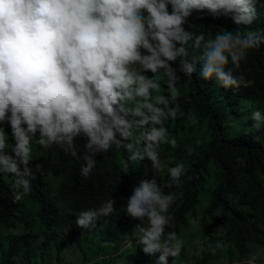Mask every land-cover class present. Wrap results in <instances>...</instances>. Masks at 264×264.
Returning a JSON list of instances; mask_svg holds the SVG:
<instances>
[{"label": "clouds", "instance_id": "9594fccd", "mask_svg": "<svg viewBox=\"0 0 264 264\" xmlns=\"http://www.w3.org/2000/svg\"><path fill=\"white\" fill-rule=\"evenodd\" d=\"M255 4L0 0V176L14 177V200L28 195L34 166L44 157L33 160L34 145H55L81 160L84 178L93 172V157L113 147L124 149L131 161L147 158L152 173L163 170L160 146L177 143L165 124L185 115L177 104V68L190 78L199 62L204 80L214 79L225 89L249 87L253 81L236 70L249 50L264 43V29L250 27L243 32L222 27L206 39L204 33L185 29L187 18L193 10H207L214 18L229 17L237 26H251ZM250 118L254 123L249 131L264 127V107L253 110ZM78 138H84V152L79 154ZM186 151L191 154L194 148L190 145ZM184 172L183 163L168 167L167 186L179 184ZM144 175L132 187L124 213L140 221H131L136 224L135 244L150 256L158 253L155 264H168L184 245L174 232L165 233L170 224L165 213L173 197L162 191L154 175L148 177V169ZM113 203L111 199L98 209L81 210L76 225L95 228L97 220L113 212ZM224 246L217 241L212 250Z\"/></svg>", "mask_w": 264, "mask_h": 264}, {"label": "trees", "instance_id": "16d2710c", "mask_svg": "<svg viewBox=\"0 0 264 264\" xmlns=\"http://www.w3.org/2000/svg\"><path fill=\"white\" fill-rule=\"evenodd\" d=\"M255 11L256 19L251 26H237L229 17L214 18L207 10H193L184 27L197 34L204 33L206 39L222 27L230 32L238 27L241 32L246 27L264 29V0H256ZM186 47L190 55L194 54L191 42ZM173 67L177 66L173 64ZM200 67L196 62V71L190 78L184 77L177 68L180 77L176 84L180 89L177 104L185 115L165 124L169 135L177 138L188 119L194 116L211 136L202 157L184 165L179 184L167 186V168L175 165L167 152L160 156L165 165L163 170L152 173L147 158L131 161L124 149L113 147L93 157L96 165L89 177L84 178L80 175L82 161L54 145L49 155L36 162L34 169L39 167L40 171L32 172L28 197L14 200L18 190L13 189L8 176H0V224L9 229L23 228L26 232L22 236L1 238L0 264H20L19 259L25 264H34L38 256L45 264L52 250L57 252L56 264H66L62 253L67 241L74 244L66 245L69 252L78 248L76 256L67 254L77 264L121 257L127 236L124 225L140 222L127 216L123 207L132 187L145 178L147 169L148 177L154 175L162 191L175 198L165 213L170 217L165 233L179 234L188 225L190 216L192 219L196 215L195 209L205 193L207 206L199 218L200 226L207 229L210 221L213 228L224 234L221 239L227 243L215 251L212 250L215 245L204 250L194 244L183 245L180 256L169 257L168 264H208L215 258L226 257L230 264H247L251 258L250 247H264V127L249 131L254 123L251 112L264 107V43L258 49L249 50L247 59L236 70V74L243 73L253 81L249 87L225 89L214 79L200 77ZM76 151L84 152V138L76 140ZM209 166L215 169L212 175ZM48 177L60 181L55 195L46 180ZM208 177L213 179V185L206 190ZM111 199L115 208L105 217L104 229L84 236L88 229L76 225V216L84 209H98ZM132 246L137 252L134 264H155L158 253L145 254L135 241Z\"/></svg>", "mask_w": 264, "mask_h": 264}, {"label": "rangeland", "instance_id": "374dc122", "mask_svg": "<svg viewBox=\"0 0 264 264\" xmlns=\"http://www.w3.org/2000/svg\"><path fill=\"white\" fill-rule=\"evenodd\" d=\"M213 36L214 35H212L211 37ZM178 90L180 93V89ZM161 91L163 92V88L161 89ZM192 120H194L195 123H192ZM210 139H211V136L208 133L207 129L201 125V122L198 119H196L194 116H191L188 119L187 123L185 124L183 130L180 131L178 137L176 138L177 143L174 147L168 145L167 143H164L160 146V149H159L160 156L163 153L167 152L170 155V159H169L170 162H172L173 164L183 163L184 165L187 166L190 161L195 160L196 158L202 157V155L206 152L208 148ZM197 141H199L198 146L196 144ZM190 145L194 148V151L191 154H189L186 151L187 147ZM52 148L53 146L46 148V149H41L39 146L34 145L33 147V158L34 159L33 160H38L42 156L46 157V155H49ZM208 170L211 175L215 172V169L212 166H209ZM39 171H40V168L38 167L35 169L34 172H39ZM13 179L14 177L8 176L9 181L13 182ZM205 179H206V176H205ZM46 180L48 181V185L52 188L53 195L57 194L60 181L58 179L49 178V177ZM212 185H213V179L211 177H208L207 182L205 184L206 190L207 188H211ZM25 197H28L27 194H24L22 198H25ZM200 199H201V203L195 209L196 215L192 217V219L190 216L188 225L185 228H183V230L179 234H176V235L178 236V238L184 241V245L189 246V244H194L200 250H204L207 248H212L210 247V245L211 246L215 245L214 239L222 243H225V242L223 239H221V238H224V234L220 232L219 229L213 228L212 223L210 221L207 222L208 224L207 229H202V227L200 226L199 218L201 217L203 210L207 206V199H208L207 194L203 193V196H201ZM174 200L175 198H173V201L170 204L168 210L173 205ZM24 201H29V200H24ZM27 204L28 202H25V206H27ZM105 220L106 219L103 217L97 220L95 228L88 229L85 232L84 236L88 234H92L93 232H99L103 230L105 223H106ZM135 225L136 224H133L132 222L124 225L125 235L127 234V236H126V241L123 243L124 247H123V252H122L121 257L110 260V261L101 260L99 261V263H95V264H134V260H136L137 252L132 246V242L135 240V237L132 236V232H133ZM19 229L20 230H18V228L9 229L7 227H3L0 224V243H1L2 237L8 238L11 236H22L26 233L23 228H19ZM67 244L74 245L73 243H70V241H67L66 245ZM66 245L64 246V250L62 253V260L66 264H77L75 262V259H73L72 257L67 258V254L69 253V254H72L73 256H76L78 248L76 249L73 248L69 252L67 250ZM250 248H251V254H250L251 258L247 262V264H264V247L258 249V248L251 246ZM1 249L2 248L0 247V261H1ZM56 255H57L56 250H52L50 254L47 255L44 263L45 264L58 263L57 260L55 259ZM169 259L170 258H168V260ZM260 259L262 260L260 261ZM42 261L43 260L41 259V257L38 256L35 259L34 264H42L41 263ZM19 262H21L20 264L22 263L25 264L23 259H19ZM208 264H230V261L228 257L215 258L213 260H210Z\"/></svg>", "mask_w": 264, "mask_h": 264}]
</instances>
